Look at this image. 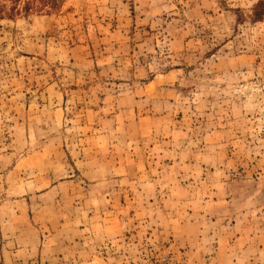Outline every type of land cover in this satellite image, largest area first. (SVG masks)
<instances>
[{
	"label": "rangeland",
	"instance_id": "1",
	"mask_svg": "<svg viewBox=\"0 0 264 264\" xmlns=\"http://www.w3.org/2000/svg\"><path fill=\"white\" fill-rule=\"evenodd\" d=\"M261 2L0 0V264H264Z\"/></svg>",
	"mask_w": 264,
	"mask_h": 264
},
{
	"label": "trees",
	"instance_id": "2",
	"mask_svg": "<svg viewBox=\"0 0 264 264\" xmlns=\"http://www.w3.org/2000/svg\"><path fill=\"white\" fill-rule=\"evenodd\" d=\"M254 15L256 17H262V16H264V5H263V2H261V3H259V4H257L255 6Z\"/></svg>",
	"mask_w": 264,
	"mask_h": 264
},
{
	"label": "crops",
	"instance_id": "3",
	"mask_svg": "<svg viewBox=\"0 0 264 264\" xmlns=\"http://www.w3.org/2000/svg\"><path fill=\"white\" fill-rule=\"evenodd\" d=\"M102 226H104L103 228L106 227L105 224H104V225H101V227H102ZM108 227H109V226H108ZM101 242H103V241H100V238H98L97 243H101Z\"/></svg>",
	"mask_w": 264,
	"mask_h": 264
}]
</instances>
